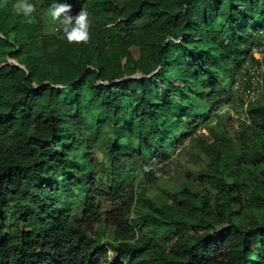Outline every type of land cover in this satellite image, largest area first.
I'll list each match as a JSON object with an SVG mask.
<instances>
[{"label":"trees","instance_id":"obj_1","mask_svg":"<svg viewBox=\"0 0 264 264\" xmlns=\"http://www.w3.org/2000/svg\"><path fill=\"white\" fill-rule=\"evenodd\" d=\"M29 2L0 6V264H264V73L246 108L232 88L264 0H66L79 45L48 15L65 0ZM186 146L200 187L155 192Z\"/></svg>","mask_w":264,"mask_h":264},{"label":"clouds","instance_id":"obj_2","mask_svg":"<svg viewBox=\"0 0 264 264\" xmlns=\"http://www.w3.org/2000/svg\"><path fill=\"white\" fill-rule=\"evenodd\" d=\"M0 6L6 7L7 0H3V3H0ZM14 12L17 15H23L29 19L36 12V6L33 3H30L29 0H15V3L12 5ZM72 5L68 2H54L49 6L48 15L51 18V21L55 27V31L61 33L60 38L65 39L69 44H88L91 39L90 34V20L89 14L85 9L73 16L71 14ZM54 87H61L62 85H53ZM155 161L146 164L144 166L145 172H155ZM157 176L161 174L155 172Z\"/></svg>","mask_w":264,"mask_h":264},{"label":"rangeland","instance_id":"obj_3","mask_svg":"<svg viewBox=\"0 0 264 264\" xmlns=\"http://www.w3.org/2000/svg\"><path fill=\"white\" fill-rule=\"evenodd\" d=\"M262 43L260 45L253 47V49L251 51V55H253V52L259 51V48L262 46ZM258 78L261 79L259 76H258ZM231 80H232V78H230L229 76H221V82L226 87H229ZM238 82H240L239 79L238 80L234 79V81L232 83V88L234 90H235V85ZM261 95H262V93L260 92L256 96V98H259ZM251 98H252V96L249 94L246 101L251 102V100H252ZM244 108H245V106H244ZM241 116H243V115L241 114ZM185 130H186L185 124H178V125L174 126V132L175 133L181 134ZM179 162L181 164V169H180L179 173L175 177L169 178L168 180L162 182V184H160L159 186H156L154 188L155 192L160 190L163 187L179 186L180 184H183V183L188 184L191 187V189H193V190H196L200 187L196 178H197V175L199 173V170L202 167H204V165L206 163L205 158L202 157V155L198 154L195 150L191 149L189 146H186L184 151L181 152L179 155ZM150 193H153V191H151ZM112 232H113L112 228H110V227L107 228V237L103 240L104 243L109 241V238L111 237Z\"/></svg>","mask_w":264,"mask_h":264},{"label":"built area","instance_id":"obj_4","mask_svg":"<svg viewBox=\"0 0 264 264\" xmlns=\"http://www.w3.org/2000/svg\"><path fill=\"white\" fill-rule=\"evenodd\" d=\"M72 15L75 16L76 14H72ZM252 56L255 59L259 60L260 62L254 65L247 62L246 65H244L247 71V77H244L242 80H239L240 82L236 83L235 85V91L237 95L240 96L245 101L244 104L245 108L249 102L246 101L248 95L250 94L252 96L251 101H253L256 99V96L263 90L262 75L264 73V41L262 43V46L259 48V51L253 52ZM258 76L261 79H259ZM246 84L248 85L246 86Z\"/></svg>","mask_w":264,"mask_h":264}]
</instances>
